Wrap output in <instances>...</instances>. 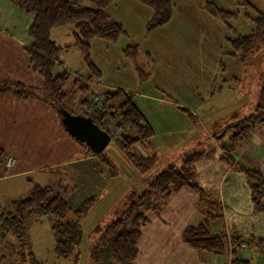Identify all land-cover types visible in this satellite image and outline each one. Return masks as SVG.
<instances>
[{
    "label": "crops",
    "instance_id": "0c3cea01",
    "mask_svg": "<svg viewBox=\"0 0 264 264\" xmlns=\"http://www.w3.org/2000/svg\"><path fill=\"white\" fill-rule=\"evenodd\" d=\"M244 1L247 4L243 0H172L170 21L146 32L151 8L137 0H114L105 11L121 24L125 34L113 43L91 40V59L100 71L99 80L108 90L134 94L135 105L153 129V136L135 143L133 152L143 157L155 155L156 160L159 152L163 158L168 151L182 154L188 148L185 143H195L201 138L200 132L209 135L213 144L193 164L197 184L206 193L204 199L193 190L181 188L157 211L147 210L148 221L140 228L135 264H231L234 255L230 257L228 250H197L183 241V230L205 218L212 231L227 230L239 239L237 244L247 243L245 247L235 243L238 258L264 264V209L253 207L248 177L259 173L264 204V122L250 131L228 158L213 134L221 133L215 121L233 111L247 114L254 102L248 98L255 94L254 88L252 93L251 87L246 91L242 88L238 81L243 76L242 64L226 42L236 33L250 32L256 13H264L263 0ZM208 3L235 13V17L228 24L218 20L206 9ZM31 23L32 18L9 0H0V77L41 87L43 80L31 70L27 53ZM75 37L74 24L50 30L51 40L61 48L57 63L69 65L85 77L87 69L74 46ZM132 43L139 44L137 62L149 73L144 81L123 54ZM145 54L150 58L148 63ZM54 70L59 73L58 66ZM254 79L251 77L247 85H254ZM241 98L246 102L241 103ZM215 108H225L226 113L214 117ZM9 155L15 164L7 168L4 161ZM0 158V211L9 210L11 202L33 185L51 186L71 209L96 195L95 207L113 177L110 167L70 138L52 108L35 96L17 98L12 92L0 94ZM14 245L15 240L6 244L2 238L0 263L14 258Z\"/></svg>",
    "mask_w": 264,
    "mask_h": 264
},
{
    "label": "trees",
    "instance_id": "16d2710c",
    "mask_svg": "<svg viewBox=\"0 0 264 264\" xmlns=\"http://www.w3.org/2000/svg\"><path fill=\"white\" fill-rule=\"evenodd\" d=\"M9 1L32 18V23L28 28L30 46L27 48V53L31 70L41 76L43 84L41 87H33L22 81L0 77V94L12 92L17 98L35 96L52 108L60 119L58 109L65 108L62 102L69 93L67 89L69 85L84 95L86 84L78 78L71 77L67 72L61 74L55 72V60H57L61 48L51 40L50 30L55 26L74 24L76 32L74 46L80 50L82 63L87 69L85 78L99 79L100 71L91 59V40L99 38L113 43L125 34L121 24L105 11L106 7L114 0ZM137 1L152 10V15L145 25L146 32L170 21L172 0ZM243 3L247 4L244 0ZM206 9L226 24L229 19L235 17V13L227 12L213 3H208ZM253 23L254 27L249 33H236L235 37L226 39L227 44L233 50V55L242 64L243 76L241 75L238 81L243 85L242 88L245 87L244 91L248 89L247 83L251 77L255 78L257 84L255 101L250 107V112L243 114L233 111L221 121L214 122L215 127L218 125L221 127V133L215 137L227 158L250 131L264 122V72L259 71L260 65L264 63V13L257 12ZM139 51V44L132 43L123 49V54L133 63L139 80L144 81L149 73L137 62ZM145 56L148 63L150 58L147 54ZM104 100L109 112L99 110L82 97L78 102L82 109L81 114L90 116L102 129H104L102 127L103 117L108 114L114 125H109L106 131L110 133L111 129L117 130V134L112 136L111 142L136 169L143 173L147 172L155 164L156 156H140L133 152V145L150 139L153 136V129L135 105L134 94L123 90H107ZM180 109L189 114L185 108ZM70 138L80 143L87 153L96 156L111 168V163L104 150L100 153H93L84 143L77 141L72 136ZM195 149L182 153L179 156L178 165L166 166L151 178L142 190L130 188L119 206L114 209L115 218L104 224L97 222L93 226L89 232L90 243L88 246V259L93 264H103L106 249L109 251V262L135 264L140 228L148 221L145 211H157L171 195L181 188L193 190L199 194L201 199H204L206 193L197 184L193 167V164L202 158L204 152ZM258 175L259 173L255 171L253 175L248 176L253 207L264 209V204L261 201L262 184ZM98 199L96 195L87 197L76 209H71L65 197L54 191L51 186L33 185L24 196L11 202L9 210L0 211V240L7 235H12L17 244L14 247V255L20 254L22 257V251L26 250L31 264H41L31 249L26 224L34 217L45 215L50 220L55 257L70 258L75 263L79 259V248L83 238L80 219L90 211ZM208 216L215 215L209 214ZM181 236L187 245L197 250L227 252L225 233L212 231L207 218L195 225H188ZM238 241L239 239L231 237V242L239 246ZM232 255L234 256L231 264H250L249 260L238 258L235 251ZM17 256L14 258L16 259ZM2 258L3 254L0 251V261Z\"/></svg>",
    "mask_w": 264,
    "mask_h": 264
},
{
    "label": "rangeland",
    "instance_id": "374dc122",
    "mask_svg": "<svg viewBox=\"0 0 264 264\" xmlns=\"http://www.w3.org/2000/svg\"><path fill=\"white\" fill-rule=\"evenodd\" d=\"M241 17L239 18V22H241ZM243 22V21H242ZM247 23V22H246ZM247 31V30H242ZM249 33V32H248ZM259 71L264 72V63L260 65ZM262 72V73H263ZM252 82V81H251ZM250 85L248 89H250V93L256 90L257 86ZM69 93L67 97L63 100L62 105L70 111L72 114H81L82 109L81 106L78 104L81 94L78 90H74L69 87L67 88ZM242 96V95H241ZM249 99L252 98V101H255V94L253 93L252 96L248 97ZM240 102H246V98H241ZM240 103V104H241ZM254 104V102H253ZM215 105V104H214ZM216 107V105H215ZM215 108L213 112L216 110ZM223 109H217L215 112L214 117H218V115L222 116L226 112ZM204 123H206L204 121ZM109 125H114L112 119L107 114L103 117L102 127L107 130ZM214 135H216L213 132ZM201 138L197 139L195 143L192 144L187 142L185 143L188 147L185 151H192L195 150H202L204 154H206L209 150H211L213 144L211 143L210 139L208 138L209 135L205 136L203 132L198 134ZM219 144V141H218ZM192 145V146H191ZM191 148L189 149V147ZM189 149V150H188ZM104 153H106L108 160L111 163V170L113 172V177L111 183L108 185L107 192L104 193L101 202L90 209V211L80 219V224L83 232V238L80 244V255L77 262H73L70 258H56L53 253L54 247V239L50 230V220L47 216L41 215L39 217H34L28 221L26 224L28 235L33 243V250L36 253V259L41 262V264H93L91 260L88 259L89 255V232L95 226L97 222L104 224L105 222L110 221L111 219L115 218V214L113 211L114 209L119 206V203L123 199V197L127 194V189L130 187H134L137 190H142L146 184L153 178L159 171L164 169L168 165H178L179 152L176 151H168L163 155L159 152L158 159L153 167H151L147 172H141L136 169L126 158L125 156L114 146V144L110 141L109 144L105 147ZM147 211H145V214ZM128 225V224H127ZM126 225V226H127ZM15 238L12 235H7L5 237L6 244L9 242H13ZM16 240L15 245L16 246ZM32 246V245H31ZM12 248V253L14 252L15 248ZM141 249H144V246L141 245ZM21 253V252H20ZM18 254V253H17ZM23 256L19 254L14 255L17 258H7L0 264H31L29 261V257L26 255V250H23L21 253ZM110 256L109 251L105 250V258L103 260V264H114L109 262Z\"/></svg>",
    "mask_w": 264,
    "mask_h": 264
},
{
    "label": "water",
    "instance_id": "95a60500",
    "mask_svg": "<svg viewBox=\"0 0 264 264\" xmlns=\"http://www.w3.org/2000/svg\"><path fill=\"white\" fill-rule=\"evenodd\" d=\"M58 112L64 130L77 141L84 143L93 153H100L111 141L110 134L100 128L90 116L72 114L62 107Z\"/></svg>",
    "mask_w": 264,
    "mask_h": 264
},
{
    "label": "built area",
    "instance_id": "2783aa9c",
    "mask_svg": "<svg viewBox=\"0 0 264 264\" xmlns=\"http://www.w3.org/2000/svg\"><path fill=\"white\" fill-rule=\"evenodd\" d=\"M55 64H56V66H58L60 74L64 73V72H67V73L70 74L71 77L78 78L79 80H81L82 82H84L86 84V93H85L84 98L89 103L95 105L99 110H103V111L109 112L107 110V107H106V104H105V100H104V94L108 90V86L105 83H103L99 79H88V78H85L84 76L78 74L69 65L57 63L56 60H55ZM115 120L117 121L116 117H115ZM109 134H110V136L112 138L113 135L117 134V130L111 129ZM14 164H15V158L13 156L9 155V156H7L5 158V161H4L5 167L10 168ZM224 233H225L226 238H227L228 254L231 257L233 251H235L237 246L234 243L231 242V236H230L229 232H227V230H225ZM0 243H1V240H0ZM245 244H246L245 242H241L239 244V247H244Z\"/></svg>",
    "mask_w": 264,
    "mask_h": 264
}]
</instances>
